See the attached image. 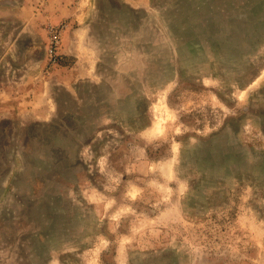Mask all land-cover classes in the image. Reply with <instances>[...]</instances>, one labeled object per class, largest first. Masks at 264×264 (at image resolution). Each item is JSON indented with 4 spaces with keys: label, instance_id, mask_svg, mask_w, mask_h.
I'll use <instances>...</instances> for the list:
<instances>
[{
    "label": "rangeland",
    "instance_id": "rangeland-1",
    "mask_svg": "<svg viewBox=\"0 0 264 264\" xmlns=\"http://www.w3.org/2000/svg\"><path fill=\"white\" fill-rule=\"evenodd\" d=\"M0 264H264V0H0Z\"/></svg>",
    "mask_w": 264,
    "mask_h": 264
},
{
    "label": "built area",
    "instance_id": "built-area-1",
    "mask_svg": "<svg viewBox=\"0 0 264 264\" xmlns=\"http://www.w3.org/2000/svg\"><path fill=\"white\" fill-rule=\"evenodd\" d=\"M48 31V41H47V53L49 55V60L51 62H57L59 58V54L57 52L62 27L60 26H49L47 28Z\"/></svg>",
    "mask_w": 264,
    "mask_h": 264
}]
</instances>
